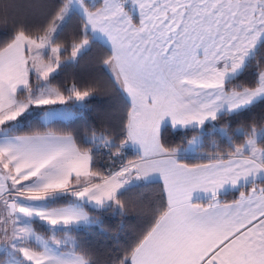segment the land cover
Returning <instances> with one entry per match:
<instances>
[{
  "label": "snow or ice",
  "instance_id": "6c2138e0",
  "mask_svg": "<svg viewBox=\"0 0 264 264\" xmlns=\"http://www.w3.org/2000/svg\"><path fill=\"white\" fill-rule=\"evenodd\" d=\"M0 264H264V0H0Z\"/></svg>",
  "mask_w": 264,
  "mask_h": 264
},
{
  "label": "trees",
  "instance_id": "16d2710c",
  "mask_svg": "<svg viewBox=\"0 0 264 264\" xmlns=\"http://www.w3.org/2000/svg\"><path fill=\"white\" fill-rule=\"evenodd\" d=\"M91 57H86L84 61H82V65L88 63L90 61ZM61 79H64V77H61ZM174 143L175 142H179L180 137L179 136H172L170 138ZM129 156H132V153H129ZM151 191V195L153 198H156L158 196L159 193V188L158 187H154L153 189L150 190ZM229 199H231L232 197L229 196ZM111 222H106V226H108V224H110ZM90 238L92 239L93 242H97V241H103V237L99 236L96 232H93L90 234Z\"/></svg>",
  "mask_w": 264,
  "mask_h": 264
}]
</instances>
